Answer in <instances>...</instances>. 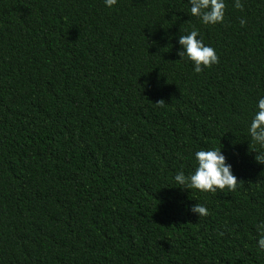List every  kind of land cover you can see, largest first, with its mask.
<instances>
[{"label": "trees", "instance_id": "1", "mask_svg": "<svg viewBox=\"0 0 264 264\" xmlns=\"http://www.w3.org/2000/svg\"><path fill=\"white\" fill-rule=\"evenodd\" d=\"M241 2L205 26L188 0H0V264H264V0ZM211 148L236 190L180 189Z\"/></svg>", "mask_w": 264, "mask_h": 264}, {"label": "clouds", "instance_id": "2", "mask_svg": "<svg viewBox=\"0 0 264 264\" xmlns=\"http://www.w3.org/2000/svg\"><path fill=\"white\" fill-rule=\"evenodd\" d=\"M106 8H113L118 0H103ZM190 14L199 19L205 26H215L222 24L225 19L226 3L225 0H188ZM233 6L237 10H243L241 0H233ZM241 27L246 25L244 19L240 20ZM198 29L193 28L186 35L181 34L178 38L180 51L177 55L181 61L191 62L193 71L200 74L205 68H209L218 62L215 49L204 44ZM163 106L164 102L156 103ZM255 113L248 126L247 132L251 141L264 149V96L260 97L255 105ZM255 157L259 164L264 165V151L256 152ZM194 171L187 175L183 170L176 173L173 177L174 182L180 189L196 190L203 193H215L220 191H235L237 178L233 174L232 165L226 162V156L218 148L201 149L194 153ZM191 213L198 215L199 220L209 215L208 209L200 203L194 204ZM259 239L257 246L264 251V222L257 225Z\"/></svg>", "mask_w": 264, "mask_h": 264}]
</instances>
